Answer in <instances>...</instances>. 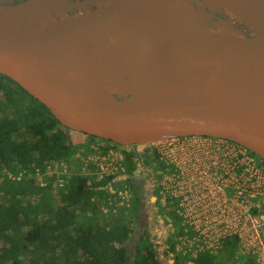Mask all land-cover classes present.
<instances>
[{"label":"water","instance_id":"95a60500","mask_svg":"<svg viewBox=\"0 0 264 264\" xmlns=\"http://www.w3.org/2000/svg\"><path fill=\"white\" fill-rule=\"evenodd\" d=\"M145 1H0V75L42 104L65 135L98 138L126 153L157 141L205 136L264 159V0H244L256 10L251 23L237 17L235 0H224L235 28L209 26L190 14L186 2L164 0L182 19L181 28L155 36L121 30V21ZM94 35L112 51L109 56L90 48ZM223 56L246 63L250 80L229 88L203 86L200 75ZM165 58L178 59L176 70L155 68ZM89 64L134 81L93 88L81 81L87 71L74 74ZM96 78L104 86L115 82Z\"/></svg>","mask_w":264,"mask_h":264},{"label":"trees","instance_id":"16d2710c","mask_svg":"<svg viewBox=\"0 0 264 264\" xmlns=\"http://www.w3.org/2000/svg\"><path fill=\"white\" fill-rule=\"evenodd\" d=\"M72 153L70 133L63 134L42 104L0 75V264H163L146 239L128 252L125 209L104 218L89 207L91 198L106 197L105 183L88 185L75 175L60 188L53 176L44 186L26 177L31 165L68 161ZM4 169L24 178L7 179ZM168 247L165 257L172 255L174 264H220L230 253L226 244L218 254L184 259Z\"/></svg>","mask_w":264,"mask_h":264},{"label":"built area","instance_id":"2783aa9c","mask_svg":"<svg viewBox=\"0 0 264 264\" xmlns=\"http://www.w3.org/2000/svg\"><path fill=\"white\" fill-rule=\"evenodd\" d=\"M150 147L161 162L157 195L165 215L172 216L166 222L169 238L176 237L174 254L184 259L215 255L228 244L230 264L239 259L264 264V159L212 137L174 138ZM124 153V147L98 140L85 151L84 166L74 176H82L88 185L105 183V193L123 204L127 188L116 192L108 179L126 175ZM61 162L33 166L26 177L44 186V179L53 176L61 188L72 176ZM6 175L15 181L24 178L22 173ZM173 221L181 225L179 231Z\"/></svg>","mask_w":264,"mask_h":264},{"label":"bare ground","instance_id":"6f19581e","mask_svg":"<svg viewBox=\"0 0 264 264\" xmlns=\"http://www.w3.org/2000/svg\"><path fill=\"white\" fill-rule=\"evenodd\" d=\"M180 1L186 2V4L189 7L190 14L195 19H197L200 22H207V16L209 15H204L202 13L201 11L202 7L198 5V2L193 0H180ZM202 1H205L206 2L205 4L211 5L213 7L217 5L221 10L225 11L226 13H229L233 19L232 12L226 6L224 0H201L199 2ZM256 1H260V0H256ZM233 4L237 12V17L241 21H243L242 18H245L247 16H252L256 11L252 3H249L244 0H235ZM119 26L121 30L125 32H130L131 35L137 36L142 34V35L155 36V35H159L167 32H174L175 30H178L183 26V21L178 15V13L164 0H146L145 2L139 3L132 10L130 16L121 21ZM89 46L90 48H93V50L101 56H109L112 52L105 46L104 42L97 35L92 36ZM163 60L164 62L161 61V63L154 62L155 68L163 69V70H166V68H168V70L166 71L176 70L175 60H178L177 58H172V59L165 58ZM171 60H173L172 63ZM85 71L88 72V75L85 78H82L81 81L88 86H91L96 89H104V87L110 89L123 88L124 82H122V76L119 75L117 72H114L108 68L99 65L89 64L87 66L80 67L79 69L74 70V74L76 75L84 74ZM249 73L250 72L246 63H244L242 60L223 56V57H216L210 62V64L200 75V80L202 85L208 88H229V87L240 86L247 83L250 80ZM96 76L106 77L107 79L103 80L106 82L109 80H113L115 82L104 86L102 82L100 83L99 80H97ZM129 78L130 79L126 82L128 84L134 81V79H131L130 76ZM196 137H205V136H196ZM105 142H107V144L111 143L108 141ZM111 145H115V144L111 143ZM252 156L254 157V155ZM156 162L158 167H161V162L158 157H156Z\"/></svg>","mask_w":264,"mask_h":264},{"label":"flooded vegetation","instance_id":"af4514ba","mask_svg":"<svg viewBox=\"0 0 264 264\" xmlns=\"http://www.w3.org/2000/svg\"><path fill=\"white\" fill-rule=\"evenodd\" d=\"M6 4H15L23 0H0ZM204 23V22H202ZM99 140V139H97ZM128 152V159L125 160L127 173L124 180H114L112 182L113 189L117 192L126 187L128 190V200L123 204H118L115 211L117 216L120 210L125 209L127 220H130L129 234L126 239L128 252L146 239L156 250L157 259L163 264H174L173 256L165 257V253L171 245L168 235V226L166 220L160 211L162 207L159 205L158 198V165L156 157L151 148L142 151L136 150L134 147ZM164 208V207H163ZM163 212V211H162ZM165 212V209H164ZM129 246L131 247L129 249Z\"/></svg>","mask_w":264,"mask_h":264},{"label":"rangeland","instance_id":"374dc122","mask_svg":"<svg viewBox=\"0 0 264 264\" xmlns=\"http://www.w3.org/2000/svg\"><path fill=\"white\" fill-rule=\"evenodd\" d=\"M205 1L202 2H198V5H200L202 8V13L204 15H209L207 16V22H204V24H207L209 26H216V27H226V28H235L237 26V23L234 22V20L232 19V16H230L229 13H226L225 11L221 10L217 5H215V7L211 6V5H207L205 4ZM80 10H75L74 12H79ZM239 15V14H238ZM61 17H65V16H61ZM241 17V16H240ZM254 17H256L255 13L252 16H247L245 18H242L244 22H253ZM258 18V17H257ZM221 24V25H220ZM166 70H168V68H166ZM128 78L126 79H130L129 76H127ZM124 76H122V82L123 83V87L128 86L129 84L126 83L128 80H124ZM70 133V140L72 143V149H73V153L72 156H70V158L68 159V161H64L61 162L65 168L67 169V171H69V174H72V176H74V174H76L77 172H79V170L81 169V167L84 166V164L81 161V158L84 157L85 151L88 150L89 146L95 145V142L98 141L97 139H90L89 137L86 136L85 139H83V142L80 141V134L75 133V132H69ZM100 142H104L107 144V142L105 141H101ZM62 161V160H60ZM86 167H91L89 164H85ZM31 168L33 167L32 165L30 166ZM5 170V169H4ZM3 172H5L6 174V170ZM71 176V177H72ZM80 176V175H79ZM6 178L8 179V176L6 175ZM106 197L102 198L101 201L100 199L98 200L96 197L91 198L89 201V207L94 209L96 211H98V215L100 217H110V216H115L117 211L116 209L119 207L118 206V200H115L112 198V195H110L111 197H109L107 194H105ZM160 207L161 203L159 202ZM90 209V210H92ZM163 218L165 220H171L172 216L171 214L169 215H165L164 212V208L162 207V210L160 209ZM163 211V212H162ZM97 214V212H96ZM167 225V222H166ZM173 226L177 225L176 221L172 222ZM181 228V225H177L176 227H174L173 229H175L176 231H179ZM169 230V229H168ZM171 244L175 247V242H176V237L174 236H170L169 238ZM232 255L228 252V254H226V260L219 259L220 264L222 262V264H230V262H232ZM237 264H246V260L245 259H239L236 261Z\"/></svg>","mask_w":264,"mask_h":264},{"label":"crops","instance_id":"0c3cea01","mask_svg":"<svg viewBox=\"0 0 264 264\" xmlns=\"http://www.w3.org/2000/svg\"><path fill=\"white\" fill-rule=\"evenodd\" d=\"M84 137L86 138V136H84V135L80 134V137H79V138H80V141H82V142H83V139H85Z\"/></svg>","mask_w":264,"mask_h":264}]
</instances>
